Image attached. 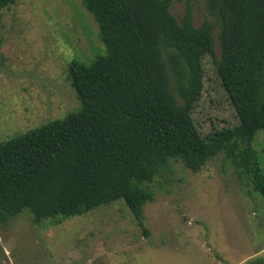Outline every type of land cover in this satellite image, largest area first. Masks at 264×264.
I'll use <instances>...</instances> for the list:
<instances>
[{"label": "trees", "instance_id": "1", "mask_svg": "<svg viewBox=\"0 0 264 264\" xmlns=\"http://www.w3.org/2000/svg\"><path fill=\"white\" fill-rule=\"evenodd\" d=\"M201 1L212 20L195 27L191 0H82L104 54L68 67L79 110L0 142V226L24 210L60 225L122 201L148 236L149 185L172 181V161L198 173L222 152L264 201V0ZM207 56L239 124L203 137L193 113Z\"/></svg>", "mask_w": 264, "mask_h": 264}, {"label": "rangeland", "instance_id": "2", "mask_svg": "<svg viewBox=\"0 0 264 264\" xmlns=\"http://www.w3.org/2000/svg\"><path fill=\"white\" fill-rule=\"evenodd\" d=\"M195 27L212 20L201 0ZM185 2L174 3L179 20ZM0 142L80 109L68 80L73 60L104 54L82 0H15L0 10ZM216 38V35H214ZM220 51L215 44V59ZM193 113L203 137L239 124L214 58ZM264 169V133L254 142ZM172 181L156 178L144 207L146 236L119 201L55 225L29 210L0 226V264H248L264 257V201L224 152L198 173L172 161Z\"/></svg>", "mask_w": 264, "mask_h": 264}]
</instances>
